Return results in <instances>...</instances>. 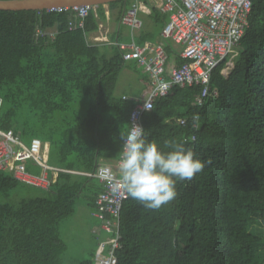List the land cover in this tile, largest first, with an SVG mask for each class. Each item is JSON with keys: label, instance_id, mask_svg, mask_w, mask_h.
<instances>
[{"label": "trees", "instance_id": "1", "mask_svg": "<svg viewBox=\"0 0 264 264\" xmlns=\"http://www.w3.org/2000/svg\"><path fill=\"white\" fill-rule=\"evenodd\" d=\"M141 1L162 28L167 15ZM129 2L108 9L121 14ZM103 18L101 5L88 11L82 27L71 8L0 10V130L24 143L48 142L47 164L57 168L47 196L0 203V264H63L61 221L74 215L83 193L91 211L96 208L100 166L118 170L120 132L128 129L135 101L114 95L128 62L118 46L86 41ZM234 47L229 74L220 72L224 63L214 69L205 96L203 85L172 86L143 114L149 141L164 152L166 142L183 143L205 166L177 181L176 198L158 210L129 196L122 202L115 264H264V0H251ZM165 51L176 65L182 62L171 42ZM33 164L27 161L26 170L38 174ZM25 186L0 171L1 195ZM97 256L78 264H95Z\"/></svg>", "mask_w": 264, "mask_h": 264}, {"label": "built area", "instance_id": "2", "mask_svg": "<svg viewBox=\"0 0 264 264\" xmlns=\"http://www.w3.org/2000/svg\"><path fill=\"white\" fill-rule=\"evenodd\" d=\"M156 2L158 9L169 15L159 39L142 45L133 41L117 44L123 60L135 61L147 79L145 94L135 102L129 113V125L135 123L143 127V114L151 110L154 99L165 97L172 86L203 85L201 96H205L209 91L208 82L212 71L223 63L220 72L227 77L228 73L224 69L232 68L231 53L244 35L251 10V0ZM89 9L86 5L71 8L78 20V27H82ZM141 9L142 1L135 0L121 15L120 23L131 31L139 29L141 21L138 12ZM69 27H74V23H69ZM167 41L178 47L177 56L182 60L179 65L174 59H168L165 51ZM1 103L0 97V107ZM27 161L33 162L42 172L39 175L29 173L26 170ZM49 169L43 142L32 138L28 144H24L11 130H0V171L9 173L13 179L28 186L48 190L51 181L46 171ZM118 176L119 171L110 166H100L95 174L103 189L96 198V208L91 211V216L99 221L100 229L108 235L101 245L105 247L109 244L107 254L94 258L95 264L116 263L114 250L119 247L120 208L128 197L112 189V183Z\"/></svg>", "mask_w": 264, "mask_h": 264}, {"label": "clouds", "instance_id": "3", "mask_svg": "<svg viewBox=\"0 0 264 264\" xmlns=\"http://www.w3.org/2000/svg\"><path fill=\"white\" fill-rule=\"evenodd\" d=\"M123 140L119 151V176L112 183L114 192L137 200L148 209L158 210L176 196L177 181L191 180L202 172L205 162L183 143L166 142L164 152L145 135L139 124H131L120 132Z\"/></svg>", "mask_w": 264, "mask_h": 264}, {"label": "rangeland", "instance_id": "4", "mask_svg": "<svg viewBox=\"0 0 264 264\" xmlns=\"http://www.w3.org/2000/svg\"><path fill=\"white\" fill-rule=\"evenodd\" d=\"M145 23L147 18L140 16ZM108 50V49H107ZM238 47H234L231 56L232 64L237 55ZM110 52V51H109ZM231 68V62H230ZM131 64H127L120 72L116 88L114 91L115 96L122 95H138L140 96L139 79L141 74L137 73ZM230 69H224L225 73L229 74ZM227 76V75H226ZM28 143V141H26ZM86 193H83L75 201V213L71 217H68L61 221L59 225L60 238L66 244V250L61 255L63 264H78L81 260L90 259L92 255H102L103 248L99 246V241L104 237L105 233L101 230L98 220L91 216V208L87 205ZM44 197L47 196V192L40 189L25 186L21 189H17L10 195L5 196L0 194V203L17 204L21 199L28 197ZM97 229V233L93 234L92 229Z\"/></svg>", "mask_w": 264, "mask_h": 264}, {"label": "crops", "instance_id": "5", "mask_svg": "<svg viewBox=\"0 0 264 264\" xmlns=\"http://www.w3.org/2000/svg\"><path fill=\"white\" fill-rule=\"evenodd\" d=\"M134 1L135 0H130L129 4L127 5V8ZM138 1H141V0H138ZM150 1H151L152 5L158 9L157 2H156L157 0H150ZM101 6L104 9V18L102 20L98 21L97 30L89 32L86 34V41L88 44L98 45V46H101L102 48L105 47L106 49L110 50L111 46H117V44H121V43L126 44V43H129L130 41H133L137 45H142L146 42H154V41L159 39L160 32H161L162 28H158L155 26V24L153 23L152 18H151V9L148 5H145L143 1H142V9L138 12V18L141 21V27L137 30H134V31H131L130 28H128L127 26H124L120 23L121 15L123 14V12L125 10L121 14H119L117 8L110 11L108 9V4L107 5H101ZM90 9L95 10L96 7H90ZM160 12L163 14H166L167 20H168V16H169L168 13L162 12V11H160ZM141 15L147 18V23H145V21L142 20V18L140 17ZM167 20H166V22H167ZM141 37H144L146 39L143 40L142 42H138L139 40H141ZM147 37H150L151 39L147 38ZM172 45L176 49V51L179 50L176 45H174V44H172ZM172 59L173 58H170V61H172ZM127 64H131V66L134 67V69L138 68V69H141L143 71V69L140 66H138L136 64V62L133 60H129L128 62H126V65ZM143 75H144V77L142 76L138 81L139 84L141 85L140 96L134 94V95H122L121 97L128 98L130 100H134L135 102L138 101L141 97H143V95L145 94L146 89H147L146 88L147 79L145 77L144 72H143ZM29 141H28V143H29ZM28 143H24V144H28ZM48 152H49V143L44 142V153L46 155V160H48ZM100 162H102V164L107 163V164H111L112 166L114 165V161H106L104 159H101ZM33 165L35 166V164H33ZM35 167H38V166H35ZM49 167L51 169L46 171V175L49 178V180L51 181V184H53V182L56 180L57 168L52 167V166H49ZM41 172H42V170L39 168L38 174H33V173H31V174L39 175ZM50 188H51V185H50L48 190H42V191L49 192ZM92 233L96 234L97 229L93 228ZM103 240H105L104 237L99 242H101Z\"/></svg>", "mask_w": 264, "mask_h": 264}, {"label": "water", "instance_id": "6", "mask_svg": "<svg viewBox=\"0 0 264 264\" xmlns=\"http://www.w3.org/2000/svg\"><path fill=\"white\" fill-rule=\"evenodd\" d=\"M119 0H0V10H50L86 5L97 7Z\"/></svg>", "mask_w": 264, "mask_h": 264}]
</instances>
